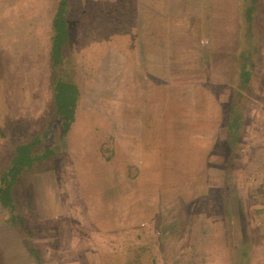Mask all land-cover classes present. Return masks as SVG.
<instances>
[{"label": "rangeland", "instance_id": "rangeland-1", "mask_svg": "<svg viewBox=\"0 0 264 264\" xmlns=\"http://www.w3.org/2000/svg\"><path fill=\"white\" fill-rule=\"evenodd\" d=\"M66 1L68 57L51 66L50 25L61 0H0V264H51L50 256L68 262L72 252L61 246L73 238L78 258L86 244L100 251L101 264H208L211 255L218 263L216 229L224 223L241 238L232 195L239 187L250 191L246 176L259 164L264 174V0L252 20L261 52L250 91L242 86L251 78L235 66L250 39L246 0ZM58 77L80 91L63 138L56 120L63 104L52 91ZM238 91L246 97L229 115H242L233 142V119L223 118ZM152 94L165 110L153 133L161 156L147 164L145 178H112L114 167L128 163L124 150L140 123L137 109ZM37 138L29 157L16 158L20 145ZM90 154L95 162L78 163ZM114 177L132 191L111 196ZM221 179L229 187L223 193L212 189ZM254 223L251 236L264 240ZM234 244L236 251L228 242L223 252L239 262L246 254Z\"/></svg>", "mask_w": 264, "mask_h": 264}, {"label": "crops", "instance_id": "crops-1", "mask_svg": "<svg viewBox=\"0 0 264 264\" xmlns=\"http://www.w3.org/2000/svg\"><path fill=\"white\" fill-rule=\"evenodd\" d=\"M51 35H52V28L50 25V44H51ZM210 51L207 49L206 52L208 53V55H209ZM51 66H52V62H51ZM56 81L57 80H54V83H53V90H52L53 93L55 91ZM78 101H79V97H78ZM230 107H231V105H230ZM230 107L228 109V113L225 116L226 118H223V119H229ZM137 111H138L137 112L138 116L139 115L141 116L140 123L137 122L138 125L134 127L135 131H134L132 137L130 138L128 147L125 149L121 145V147L119 148V151L122 149H125L124 154H125V157L128 158V163L126 164V166L120 167V169H117L114 167L112 178H113V176L118 175V174L120 176L121 173L124 174V177L130 178L132 180L137 179L138 176L145 178V176H142V174H145L146 171L148 170L147 164L154 162L155 160H153V158H160V156H161L160 155L161 153L158 150L160 147L159 145L161 144L160 142H158L159 137L153 136V133H155L156 129L158 130V128H159L158 123H161L162 112L165 111L164 108L162 109L161 103L158 100H156L154 98V94H152V97H150V99H145V101H143V103H140V106L138 107ZM192 114H194V113H192ZM219 114H221V113H219ZM76 115H77V110H76ZM222 115H223V113H222ZM241 116L242 115L240 114V118L238 121H240V119L242 118ZM213 117H214V115H213ZM216 119H218V118H216ZM74 122H75V120L72 122V124ZM72 124H71V126L67 132H69V130L71 129ZM240 124H241V121H240ZM241 127H242V125H240L239 128H241ZM62 128H63V126H62ZM209 130H211V129H209ZM230 132L232 133V130H230ZM93 134H96V133L94 132ZM63 136H65L64 128H63V131L61 132L60 137L63 138ZM230 136H231V134H230ZM237 136L240 137L239 135H237ZM212 138H213V136L211 135L209 140L212 141ZM202 140H203V137H197L195 142H198V143H199V141L203 142ZM205 141H206V139H205ZM230 141H231V137H230ZM225 146L226 147L229 146L228 143L225 144ZM91 150L92 149H88L87 151L92 153ZM131 150L137 151V154L135 157L132 156L133 152ZM120 152L122 153V151H120ZM86 157H87V159H86ZM144 157L147 158V160L146 159L144 160L143 159ZM82 162H83V164H85V162L92 163L95 161L91 158V154H90V155H86V156L82 155L81 158L79 157L78 163L82 164ZM207 165H210V163L207 162L204 165V167H207ZM193 166L194 165L191 164V166H189L188 168H190V167L192 168ZM145 167H147V168H145ZM197 170L201 171V169H197ZM260 171L261 170H260V164H259V166H257L255 168V170H251L250 172L247 173L248 176H246V177L249 179L248 187H249L250 191H244L242 189L243 187H239L241 189H236L237 188V186H236V187H234V189H236L235 190L236 193L233 195L231 194L233 197L232 200H234L236 203L235 204L236 208H237L235 210L236 214H237L236 217L238 216V218L240 219V223H241L240 227H238L239 231H240V236H241L240 240L237 239L238 237L236 238L235 229L234 228L229 229V226L223 223L222 226H220L218 229H216V231L218 232V235H220V238H219L220 241L216 245H217V248L220 245L222 253H221L219 259H217V260H219L218 263H215L216 261L212 260V258H211L212 255H211L210 262H208V264H239V262H241L242 264H264V240H262V239L258 240L255 235L251 236V233L249 231L250 226L248 225V224H251L252 222H255L254 225L257 228H260L261 232H264V193L259 194L257 192V191H262V189L264 188V174L262 173V177H261ZM149 172H151V171H149ZM255 172L259 173L258 176L256 177V179H254ZM151 173H155L154 174V176H155L156 174H158V171L154 170ZM179 173H180V176H179V178H180L182 176L181 168H180ZM154 176H152V177H154ZM110 179H111V177H110ZM113 182L114 183H112V185L114 187L112 186L113 188L107 190V191H113L111 196H113L116 191H118V192L119 191H132L131 185H128V184H130L129 182L125 183L122 181H118L117 177H114ZM218 184H220V186H217ZM222 184H223V179L218 181L217 185H216L217 187L214 186L212 189L214 191H216V189H217L220 193H223V191H225L229 187L223 186ZM133 186H136V182L133 183ZM105 190L106 189H103L102 191H105ZM133 190H134V188H133ZM248 213H250V215H251V218H249V220H248V217H249ZM65 217L68 218V215L67 214L61 215L62 219ZM196 218L198 219L199 217L197 216ZM111 220L112 221L110 222V224L115 225V222L117 219L112 218ZM210 220L212 221L211 217H210ZM212 224H213V221H212ZM78 227H79V224L75 226V229L78 230ZM211 227H212V225H211ZM191 231H189V232L191 233ZM30 233H33V232H30ZM185 238H186V236H185ZM234 238H236V240H238V241H235ZM68 240L69 239L65 240V242L63 243V246H61V248H62V250L67 249L68 255H70L72 252V254L70 255L69 261L63 262V263H58L56 261V260H58L57 258H54L52 256H50L49 258L46 257L47 259H49L51 264H54V262H56V264H94L95 262H96L95 264H101L100 262L103 261L102 259H100L101 257L103 258L100 251L98 252V251H96V249L91 248V247H88L86 249L85 248L86 244H83V243H82L83 244V255H80V257L78 258L77 254L79 253L78 252L79 239L74 241L75 238H73L72 240H70V242ZM83 241L84 240H83V236H82V239L80 242H83ZM224 241H226V242L223 243ZM42 242H44V241H42ZM86 242L88 244H90V246H92V244H94L93 243L94 241L90 238ZM95 242L100 243L99 241H95ZM228 242H229V244L231 243V245L234 246L235 251H236V247H235L234 242H240V245H238L237 247L239 248L240 252L243 251V254H246V256L238 257L239 262L235 258V256H233V254H231L232 256H228V254L226 252L225 253L223 252L224 249L226 250ZM44 243H47V242H44ZM53 243H54V241H53ZM53 243H51L52 247L54 246ZM70 246H71V250H70ZM147 248H148L147 245L142 247V249H147ZM210 249H208L209 252H211ZM52 250H54V248H52ZM48 251H50V250H48ZM84 251H87V252L85 253ZM85 254H87L86 258H85ZM201 264H202V261H201Z\"/></svg>", "mask_w": 264, "mask_h": 264}, {"label": "trees", "instance_id": "trees-1", "mask_svg": "<svg viewBox=\"0 0 264 264\" xmlns=\"http://www.w3.org/2000/svg\"><path fill=\"white\" fill-rule=\"evenodd\" d=\"M259 0H246L245 6H244V14L246 16V19L248 20V25L247 29L245 28L247 36H250V39L247 40V45L243 46L240 48L237 56H236V68L239 71L240 77H250V81H246L247 84L242 86V89L246 91L252 90L253 86V80L255 77L256 73V61H257V56L260 55L261 52V43L259 42H253V37L255 35L254 33V28L253 24L255 20L258 19L257 11H256V4L258 3ZM58 12H56L53 20L51 21V28H52V35H51V44H50V56H51V61L52 66L56 63H60L64 60L63 58L68 57V52L67 46L69 45L70 42V31H69V23L67 20V12H68V7H67V1L66 0H61ZM248 17V18H247ZM253 20V21H252ZM255 25V24H254ZM241 26V25H240ZM260 36V35H259ZM260 38H262L260 36ZM67 54V55H66ZM58 83V84H57ZM250 86V88H249ZM55 93L57 94V104L59 102H62L63 106L62 108L58 109V118H61L62 120V126L64 128V134L67 133L68 129L70 128L72 122L75 120V115H76V110H77V102H78V97L80 94V91L78 89L77 84L72 83V81H66L64 79H61L58 77V80L55 83ZM246 96L242 94L241 92H237L236 96L232 100V104L230 107V112H234L235 108L240 107L243 104V99ZM242 100V102H241ZM240 118V114L237 117L236 115L231 118L233 119L232 123L230 122V127L232 130L231 133V139L234 142L235 139L238 138L237 134V129L240 127V122L238 121ZM229 119V120H231ZM234 123V125H233ZM48 137V132L45 131L44 133V138ZM40 139L37 138L33 142H30L28 144H22L20 147H22L23 152L18 149L17 152V157L20 160H25V157H29L28 154L25 152L33 150L39 143ZM235 146L233 143L230 142V150L233 154H237L235 151ZM32 152H30L31 154ZM35 155V153H33ZM11 172H16L12 170ZM7 173V172H6ZM14 175V174H13ZM5 183V191H2L6 196H9V185L7 184L6 181ZM16 219L23 225V219L20 214L15 215Z\"/></svg>", "mask_w": 264, "mask_h": 264}]
</instances>
